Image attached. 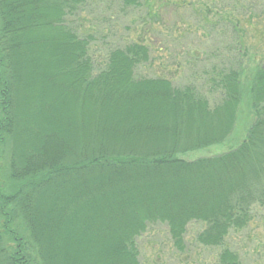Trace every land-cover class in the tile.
Here are the masks:
<instances>
[{
	"label": "trees",
	"instance_id": "obj_1",
	"mask_svg": "<svg viewBox=\"0 0 264 264\" xmlns=\"http://www.w3.org/2000/svg\"><path fill=\"white\" fill-rule=\"evenodd\" d=\"M85 2L0 0V264H138L148 225L165 224L182 251L190 222L218 264H242L226 239L264 208V54L249 62L226 11L205 23L224 27L200 68L213 106L192 82L137 76L142 40L109 49L94 73L89 40L65 19ZM244 95L252 121L238 145L177 156L223 143Z\"/></svg>",
	"mask_w": 264,
	"mask_h": 264
},
{
	"label": "rangeland",
	"instance_id": "obj_2",
	"mask_svg": "<svg viewBox=\"0 0 264 264\" xmlns=\"http://www.w3.org/2000/svg\"><path fill=\"white\" fill-rule=\"evenodd\" d=\"M226 11L236 15L240 22L249 62L258 61L264 54V0H148L145 8L126 9L116 0H86L74 15L65 19L79 36L89 40L94 73L103 68L109 49L142 40L150 49V60L135 68L137 76H163L175 85L192 82L213 106L219 95L204 84L200 68L206 65L209 47L224 39L220 35L224 27L211 31L205 23L217 24L219 13ZM251 121L252 112L244 95L233 131L223 143L177 156L194 160L234 148L245 137ZM6 153L0 159L2 178L6 174ZM5 182L10 189L9 180ZM203 227L200 222H190L183 235V249L178 251L165 224L148 225L135 241L138 264H218L219 248L205 247L196 241ZM226 244L238 252L242 264H264V208H256L248 227L230 233ZM71 250L80 256L79 248Z\"/></svg>",
	"mask_w": 264,
	"mask_h": 264
}]
</instances>
